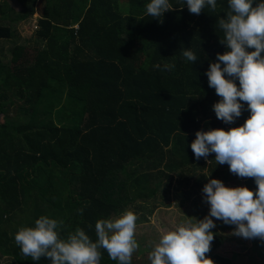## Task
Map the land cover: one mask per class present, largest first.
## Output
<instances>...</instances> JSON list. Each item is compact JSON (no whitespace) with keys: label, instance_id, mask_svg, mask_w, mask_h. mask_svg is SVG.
Returning <instances> with one entry per match:
<instances>
[{"label":"trees","instance_id":"trees-1","mask_svg":"<svg viewBox=\"0 0 264 264\" xmlns=\"http://www.w3.org/2000/svg\"><path fill=\"white\" fill-rule=\"evenodd\" d=\"M39 1L19 0L17 13L0 6V41L13 37L8 20L40 14L36 49L16 47L10 62H0V116L7 114L0 124V254L16 264H51L21 253L14 239L20 228L47 215L63 220L62 238L80 227L95 241L98 220L170 189L174 174L198 172L208 161L212 177H238L258 191L255 178L232 173L215 153L197 160L191 149L198 131H229L251 115L243 101L234 123L213 110L222 98L206 73L228 50L217 25L227 18L228 0L199 15L185 0H169L173 10L160 19L146 14L151 0H126V13L121 0H42L41 8ZM188 49L196 62L183 58ZM252 241L256 257L264 241ZM222 243L214 236L206 254L214 264H244L221 254ZM101 252L100 264H119ZM134 256L131 264L139 261Z\"/></svg>","mask_w":264,"mask_h":264},{"label":"clouds","instance_id":"clouds-1","mask_svg":"<svg viewBox=\"0 0 264 264\" xmlns=\"http://www.w3.org/2000/svg\"><path fill=\"white\" fill-rule=\"evenodd\" d=\"M254 2L228 0L227 18H220L217 23L223 32L220 43L228 50L217 54L219 62L211 63L206 73L209 87L222 98L213 106L217 118L234 123L242 115L240 101L248 105L250 118L243 126L229 131H198L191 149L197 160L201 157L207 160L215 153V161L228 164L232 173L255 178L258 191L229 188L222 181L211 179L203 189L211 206L209 215L196 224L181 225L164 234L149 255L151 264H214L206 256L214 240L210 230L216 225L212 217L235 225L232 233L235 236L264 241V0H259L255 7ZM185 3L189 12L196 15L205 7L215 12L218 6L217 0H185ZM171 10L169 0H151L146 5V14L153 19H160ZM182 56L193 63L198 60L191 49L182 50ZM155 67L159 69L160 65ZM174 67L165 65L167 70ZM78 211L83 213V209ZM137 220L138 215L131 210L119 217L100 219L95 224L97 239L93 241L80 227L62 238L59 229L63 220L42 215L34 227L20 228L14 239L21 253L37 262L48 258L51 264H100L101 250H106L113 261L131 264L133 253L139 248L135 239Z\"/></svg>","mask_w":264,"mask_h":264},{"label":"rangeland","instance_id":"rangeland-1","mask_svg":"<svg viewBox=\"0 0 264 264\" xmlns=\"http://www.w3.org/2000/svg\"><path fill=\"white\" fill-rule=\"evenodd\" d=\"M5 3L13 8L15 13L21 9L19 0H0V6ZM41 3L42 0L38 2L39 8L42 7ZM120 7L121 11L126 13L128 9L127 1L121 0ZM39 18L40 14L35 13L24 21L10 22L8 20L12 27L13 37L10 40L3 39L0 41V62L2 64L10 62L12 50L16 47L36 49L35 34L38 29ZM9 113L16 115V112ZM6 115V113L1 114L0 124L7 122ZM208 165L209 161L198 172L187 168L181 175L174 174L170 186L171 190L164 187L159 190L156 196L145 199L137 198L133 202L128 203L121 214L115 216L119 217L128 210L138 215L135 239L139 244V248L135 251L134 257L139 261L134 260L133 263L147 264L150 253L164 234L176 230L181 225L196 224L197 221H201L209 215L211 206L206 202V194L203 192V189L211 179H218L229 188L245 187V181L238 177H234L229 181H224L222 177L218 176L212 177L208 170ZM179 179L183 181V186L179 184ZM187 179L188 181H186ZM197 183L200 184L198 185ZM70 190H72L71 187ZM163 190L165 193H169V195L167 196L163 193ZM68 191L69 189L67 192L64 191L62 193L66 198ZM19 217H25V215H19ZM19 217H15L13 220H17ZM212 219L216 227L210 231L214 236L221 238L223 241L220 249L221 254L227 255L233 253L234 258L244 264H264V261H262L264 259H261L264 258V245L260 244V241H256L260 245L255 248L258 252L257 254L255 253L256 257H253L254 254L251 253L252 249H254L252 239L235 236L232 234L236 228L235 225H227L222 220H217L214 217ZM0 264L16 263L12 257L0 254Z\"/></svg>","mask_w":264,"mask_h":264}]
</instances>
